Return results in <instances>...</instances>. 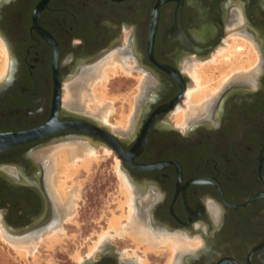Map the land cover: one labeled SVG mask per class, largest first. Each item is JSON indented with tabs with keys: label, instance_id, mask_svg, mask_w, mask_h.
Returning <instances> with one entry per match:
<instances>
[{
	"label": "flooded vegetation",
	"instance_id": "1",
	"mask_svg": "<svg viewBox=\"0 0 264 264\" xmlns=\"http://www.w3.org/2000/svg\"><path fill=\"white\" fill-rule=\"evenodd\" d=\"M0 35L8 64L0 133L47 124L50 131L0 152L6 239L37 249L48 234L73 226L80 191L75 184L57 201L48 154L79 144L106 150L117 163L136 226L179 241L174 254L159 246V261L144 264H264V0H7ZM233 36L252 45L253 67L187 111L190 69ZM110 57L124 73L108 81L119 78V88L135 93L122 106L112 102L105 120L80 92H90L85 82ZM127 105L118 125L113 115ZM174 113L190 114L178 125ZM104 238L94 253L78 261L67 255L64 264H141L136 250L128 254Z\"/></svg>",
	"mask_w": 264,
	"mask_h": 264
},
{
	"label": "rangeland",
	"instance_id": "2",
	"mask_svg": "<svg viewBox=\"0 0 264 264\" xmlns=\"http://www.w3.org/2000/svg\"><path fill=\"white\" fill-rule=\"evenodd\" d=\"M233 38L231 37L230 41L227 42V45L231 44ZM235 39H241L246 43H248L250 47H252V45L250 44L249 41H247V39L244 40V38L237 36H235ZM243 52H244V54H242L244 56L243 59H246L247 50L245 49V51ZM248 57L251 58V60L253 61L254 59L253 54H251V57L250 56ZM2 63H3V56L0 50V67ZM199 64L202 65L205 63H199ZM119 73L122 74L121 72H118L116 75H119ZM96 76L97 75L95 74L94 77L91 79V80L94 79L93 82L96 80ZM89 81L90 79H88L87 82H85V84L87 85V87L90 88L91 91L93 87L88 86ZM120 85H121V81L119 80V78L111 81H107L105 83L104 86L105 89H102V91L104 90L103 92L105 93V96L107 98L106 99L107 102H104L106 104L104 103L103 105L102 104L100 105V103L96 104V101H94L93 91L86 92L85 89H82L80 92L81 102L84 103L87 108L89 107V109L92 108V102H95L96 111L95 110L93 111L92 108L93 113L94 112L96 113L98 110L99 113L108 112L111 114L113 109L111 108L110 104L112 102L119 103V106H122V102L124 100L127 103H129L131 98V95L129 94L135 93V90L133 89L131 90L129 88L121 89L123 87L119 88ZM111 86H113V91L108 90V88H110ZM194 86L195 84L193 82V87ZM114 88H119V89L114 90ZM100 91L101 90L99 89V92ZM111 93H113L114 95H112ZM67 95L68 94L64 96L65 101L66 99H68ZM128 105L126 109H124L123 107H120L118 109V112L116 113L117 117L116 115H113V118L118 121L117 122L119 123L118 125H124L121 123L124 122V119L127 116V113L129 112ZM99 106L103 107L104 110L101 111V107ZM107 109L109 111H107ZM108 115H106V119ZM176 115L177 113H174L173 119L176 118ZM93 153L94 156L93 155L90 156H93L96 160H94V158L93 159L91 158L92 161L90 160L89 162L90 164L89 167L87 166V169L79 168V170L76 171V173L73 175L74 177L72 176L70 180H67L65 182V184L67 183L65 187L66 188L65 191H67L69 195L71 191L69 189L70 188L73 189L75 186L74 184H77L78 189L80 191V194H78L77 207L75 209L76 214L75 217L73 218L74 220L72 221L73 226L70 227L69 229H66L65 234L61 233L62 235L59 236L58 234H60L61 230H57V231L55 230L51 234H48L44 240L47 239L48 242L52 241L50 242L51 246H48L50 244L46 240L43 242L42 245H38L36 247L37 249H35L33 245L32 246L33 249H31V253L26 254L25 257H20L17 251H21L23 249L21 247H18L15 241L13 242L12 240L6 239L4 236H2L1 227H3V225L0 224V264H62V263L64 264V262L67 259V255H70L73 261H78L80 259L78 255L84 254L86 253V251L87 254H92L89 253V247L92 246L93 243L97 242L99 239L98 237H100V235H102L103 233L105 234L106 231H107L106 233L107 236H105L104 240L106 238L111 239L112 237L116 236L111 230L107 229V226H108V221L109 219H111L112 216H120L121 214L126 215L128 211V205L124 203L125 195L122 193L125 190V188L122 187V185H124L122 172L117 167V163L114 164L111 162L110 159H108L109 155L106 152V150L95 151L93 148L92 154ZM115 175L118 176V179L114 177ZM57 177L58 178L56 179V181L60 182V177L59 176ZM70 181L72 182L69 183ZM69 195L66 197L68 198ZM85 198L87 200H85ZM79 215L82 217V219L85 216L84 218L86 219V222L84 221V219L81 220V218H79ZM122 221H125L123 225H122ZM81 223H86V224L81 225ZM125 224H126V219L121 218L120 225L125 226ZM53 236L55 237L57 236L59 239L58 238L55 239ZM118 237H123V238H119V239L112 238L110 240V244L113 246L119 245V247L124 251H127L126 253L128 254H131L132 253L131 251L136 250L137 254L143 259L141 260V264L145 263L146 258L151 259L153 263L159 261L158 255L161 254L160 250H151L150 252H148L145 249V246L143 248L139 246V244H136L134 241H129V242L126 241L124 237L127 236H125L124 234ZM53 239H55L54 240L55 242L53 241ZM57 239L58 242H56ZM169 255H171V253ZM72 264H74V262H72Z\"/></svg>",
	"mask_w": 264,
	"mask_h": 264
},
{
	"label": "bare ground",
	"instance_id": "3",
	"mask_svg": "<svg viewBox=\"0 0 264 264\" xmlns=\"http://www.w3.org/2000/svg\"><path fill=\"white\" fill-rule=\"evenodd\" d=\"M245 49L247 50V53H246L247 57L246 59H243L244 56L242 54H244L243 51H245ZM0 50L3 56V63L0 67V83H1V81L3 80L5 76V72L7 70V65H8L6 50L2 43L1 38H0ZM253 53H254L253 49L252 47L248 45V43H246L245 41L241 39H235V36H234L230 45H227L222 50L220 49L217 55L213 56L211 59L205 62V64L194 65V67L190 69L189 74H190V77L193 79L192 81L194 82L195 86L192 89H189L186 93L184 109H187L188 111V109L195 110V109L201 108L202 105H204L206 101L210 100V98L214 95L216 90L220 88L231 75H234V73H240L243 71H247L248 68L253 67L251 64L253 61L251 60V58L248 57V56L251 57V54ZM108 62H109L108 64H104L102 67H100L98 72L96 73L97 75L96 80L98 81L95 80L93 82L94 80L93 79V80H90L88 83V86L93 87L91 91H93L94 93L93 94L94 101H96V104L100 103V105L101 104L103 105L104 102H107L106 100L107 98L105 96V93L103 92L104 90L102 91V89H105L104 88L105 83L108 81L109 78L115 76L118 72L124 73L123 72L124 69L121 67V64L118 61H116L113 57H110ZM99 89L101 90L100 92H99ZM92 108H93V111L94 110L96 111L95 102H92ZM92 108L89 109L88 107V110L92 111ZM103 110L104 108L101 107V111ZM93 111H92V114H93ZM107 111L109 110L107 109ZM108 114L110 113L108 112L100 113V115H102L104 119L106 115ZM187 114L189 115L190 113H177L175 120L178 125L180 124L182 125L184 123L185 117L188 116ZM124 123H125V119H124V122H122L121 124H124ZM92 152H93V148L91 147L84 148L83 146L79 144H66V145L58 146V147H55L50 152L48 156L49 162H50L49 163L50 173L48 175V178L50 179V184H51L50 189L54 197L57 199V201H59V203L62 204L67 199L66 196L69 195V193L65 191L66 189L65 187L67 184V183L65 184V182L67 180H70L72 176L76 173V171L79 170V168L87 169V166L89 167V164H90L89 162L91 158L92 159L94 158L93 157L94 153L92 154ZM90 155H93V156H90ZM94 160L96 159L94 158ZM57 176L60 177V182L56 181V179L58 178ZM71 182L72 181H70L69 183ZM123 183L124 185H122V187L125 188V190L122 192L125 195L124 203L128 205L127 215L125 216L127 220L126 224L125 226L120 225V218L123 216V214L117 217L112 216V218L109 219L108 221L107 229L119 235L126 234L136 244H139V245L145 244L146 250H156L159 246L160 247L166 246V248L170 251L171 255L174 254V251L178 248V246H181L178 243L179 241L174 240L175 238L169 240L165 238L164 236V238H162L161 240L160 238L161 236L160 237L153 236L150 233H148L147 230L141 228L140 226L135 225L136 223L133 218V211H132L133 208L131 207L130 191H129L128 186H126V183L124 182V180H123ZM106 233L107 231L105 232V234L103 233L102 235H100V237H98L99 238L98 241L93 243L92 246L89 247V252L92 253L93 251H95L96 246L99 243V240L105 237L107 235ZM1 234L2 236H4L2 229H1ZM53 237L55 239L58 238L57 236L56 237L53 236ZM55 239H53V241ZM58 239L56 240V242H58ZM50 242L48 243L50 244ZM17 246L23 249L21 251L15 250L17 251L20 257H25L26 254L31 253V248L29 244L27 243L24 245L18 244ZM48 246H51V244Z\"/></svg>",
	"mask_w": 264,
	"mask_h": 264
},
{
	"label": "water",
	"instance_id": "4",
	"mask_svg": "<svg viewBox=\"0 0 264 264\" xmlns=\"http://www.w3.org/2000/svg\"><path fill=\"white\" fill-rule=\"evenodd\" d=\"M7 0H0V6ZM1 36V35H0ZM0 86V90H1ZM49 125L41 128L29 130L25 132H7L0 133V152L12 148L14 146L31 142L47 133H49Z\"/></svg>",
	"mask_w": 264,
	"mask_h": 264
}]
</instances>
